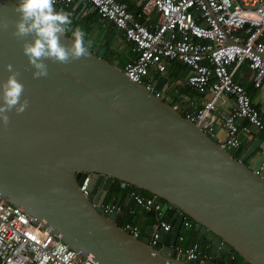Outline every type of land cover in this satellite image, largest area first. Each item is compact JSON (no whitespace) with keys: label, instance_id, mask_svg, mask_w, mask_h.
I'll return each mask as SVG.
<instances>
[{"label":"water","instance_id":"95a60500","mask_svg":"<svg viewBox=\"0 0 264 264\" xmlns=\"http://www.w3.org/2000/svg\"><path fill=\"white\" fill-rule=\"evenodd\" d=\"M19 0H0V20L18 19ZM14 28L0 31V83L21 72L30 101L21 115L0 122V197L61 237L95 264H264V156L260 140L235 158L170 104L105 59L97 45L86 59L46 61L49 75L34 68ZM28 41L32 37L27 38ZM72 37L61 38L70 45ZM89 177L88 196L79 187ZM114 181L145 191L167 206L169 232L157 229L160 249L137 239L98 207ZM208 244L207 259L185 261L172 250L183 218ZM154 230H144L151 236Z\"/></svg>","mask_w":264,"mask_h":264},{"label":"built area","instance_id":"2783aa9c","mask_svg":"<svg viewBox=\"0 0 264 264\" xmlns=\"http://www.w3.org/2000/svg\"><path fill=\"white\" fill-rule=\"evenodd\" d=\"M79 0H57L56 6H67ZM98 18L111 22L125 43L131 44L133 61L121 71L147 91L153 89L159 76L176 64L184 67V81L192 93L201 96L190 101L186 95L176 99L167 96V83L156 94L185 119L199 127L212 140L217 139L214 121L218 103L231 99V111L220 117L224 138L217 144L229 152L241 147L240 134L249 128L264 131V117L252 102L244 85L243 65L252 73L251 86L262 87L264 81V0H138L139 10L133 13L118 0H83ZM155 78V79H154ZM186 105L181 108L182 105ZM238 122H243L240 126ZM216 141V140H215ZM89 177L79 187L88 196ZM122 188L127 184L121 183ZM129 206L102 201L98 206L104 216L112 214L134 217L137 210L152 214L155 220L148 245L157 249V229L169 232L172 223L165 219L167 206L154 202L135 190L128 192ZM122 222V221H121ZM192 223L184 217L182 229ZM121 228L140 239L142 232L132 221ZM184 235L180 234L172 250L182 256ZM208 244L194 241L185 250V261L207 259ZM235 255L226 257L232 264ZM0 264H95L89 257L70 250L60 236L36 223L21 208L0 197Z\"/></svg>","mask_w":264,"mask_h":264},{"label":"clouds","instance_id":"9594fccd","mask_svg":"<svg viewBox=\"0 0 264 264\" xmlns=\"http://www.w3.org/2000/svg\"><path fill=\"white\" fill-rule=\"evenodd\" d=\"M56 3L57 0H19L18 6L14 8L18 19L15 21L0 20V31H8L10 27L14 28L12 35L18 41H23V53L35 69L34 79L46 78L49 75L46 61L69 64L76 60L86 59L90 55L91 41H86V33L80 27L73 29L71 14L62 9L58 10ZM68 32H72L73 37L70 45L61 42V38L65 37ZM29 36L32 37L31 41L27 40ZM7 70L10 75L6 81L0 83V122L5 127L11 122L9 112L14 110L17 115H21L30 104L24 96L25 85L20 79L21 72L14 69L12 64L7 65ZM121 221L126 222L123 216L119 222ZM144 237L147 238L145 235L142 236ZM232 254L235 255L233 262L235 264L236 254Z\"/></svg>","mask_w":264,"mask_h":264},{"label":"crops","instance_id":"0c3cea01","mask_svg":"<svg viewBox=\"0 0 264 264\" xmlns=\"http://www.w3.org/2000/svg\"><path fill=\"white\" fill-rule=\"evenodd\" d=\"M125 1L126 2H122V3H125L131 12L136 13L139 10L138 0H125ZM56 8L58 10L62 9L71 14V19L73 21L72 28L74 29L75 27H80V28L83 27L81 29L86 33L85 39H88V41L91 40V42L94 45V48L97 45H100V44L103 45L101 42H105L106 39H110L109 45L108 43L106 45L109 46V50H110L109 54L112 57H117V55H120L117 57L119 61H120V58H122V60L126 62L128 60L129 61L132 60L131 56L133 55L131 53V44L124 42L123 38L120 35L119 30H117V28L111 22L100 20L98 16L96 15L94 17L95 22L90 21V23H86L87 22L85 21L86 18L88 16H91L92 13H94V11L92 10L89 4L85 3L83 0H79L67 6H56ZM100 28L105 30L106 34L100 35L98 33V29ZM67 34H70L72 37V32H68ZM118 44L125 49V53L117 52L118 50H116V48H118ZM174 68L175 67H173L172 69L171 68L168 69L167 74L171 77L173 76V73H175ZM184 70L185 69L183 68L179 76L175 78L176 95L178 97L181 95H186L190 99V101H194V100L199 101L201 99V96H198L192 93L186 87V84L184 81V75H185ZM241 71L244 73L243 77L241 76V78H239V76H236L235 78L236 80L240 81L244 85L252 102L259 109V111L261 112V115L264 117V81H263L261 88L254 89L251 86L252 73L247 70L245 65L241 67ZM172 85H174V83ZM185 106L186 105L184 104L182 105L181 108H184ZM232 107H233L232 101L231 99H228V98L218 103V105L216 106L214 117H217V119L216 121H214V126L216 127L215 131L217 134V139H216L217 142H218V139L219 140L223 139L225 135V132L219 122L221 120L220 117L228 114L231 111ZM238 123L240 126L244 125L243 122H238ZM240 138H241V146L247 147V148L251 144H253V142H255L256 140H260L258 152L264 156V131H257L254 128H249L246 132H242L240 134ZM114 202L119 203L122 206H129L132 204V202L128 198V194L127 195L123 194L121 198L118 197ZM123 220L130 221V222L132 221L143 232L147 228L152 227L155 223V220L152 214L144 213L141 210H137V214L134 217L127 216V215L123 216ZM181 230H183L181 234H183L185 237L183 243L186 246H189L190 243H192V240H194V238L196 239L198 238L195 235H193L192 237V228L181 229ZM186 230H188V232L190 230V234H188Z\"/></svg>","mask_w":264,"mask_h":264},{"label":"trees","instance_id":"16d2710c","mask_svg":"<svg viewBox=\"0 0 264 264\" xmlns=\"http://www.w3.org/2000/svg\"><path fill=\"white\" fill-rule=\"evenodd\" d=\"M120 2H126L125 0H119ZM97 14L94 12V13H92L91 14V16H88L87 18H86V20L85 21H87L86 23H90V21L91 22H93L94 21V17L96 16ZM95 22V21H94ZM87 25V24H86ZM81 28H83V27H81ZM66 36L67 37H71V35L70 34H67L66 33ZM109 41H110V39H106L105 40V42H101L102 44H103V46L104 47H106L107 48V52H106V54L107 53H109L110 52V50H109V46H107L106 44L108 43V45H109ZM91 50V49H90ZM92 51V50H91ZM106 54H105V56H106ZM131 58H132V60H130V61H133L134 60V56H131ZM130 58V59H131ZM129 61V60H128ZM127 61V62H128ZM117 63H118V67L119 68H122V66L126 63V61H117ZM173 67H175L174 68V71H175V73H173V76L172 77H177V76H179V74H180V72H182V70H183V66L182 65H179V64H176V66H173ZM173 67H171V69L173 68ZM247 149V147H243V146H241L239 149H238V151H236V153L233 155L236 159L237 158H239L244 152H245V150ZM122 182H119V181H114L112 184H111V186H110V188H109V190H108V194H107V196H106V198H105V202L106 203H110V202H112V203H116V202H114L118 197H122L123 196V194L125 195H127L128 194V192L130 191V190H135V191H137L138 193H140L141 195H143V196H146V197H151V195L149 194V193H147V192H145V191H142V190H139V189H137V188H135V187H132V186H130V185H127V187L126 188H122L121 186H120V184H121ZM161 204H163L164 206H165V203H163L162 201H161ZM165 219L168 221V222H173V220L172 219H169L167 216H165ZM191 221V220H190ZM191 223H192V221H191ZM121 224H122V222H119V226H121ZM193 224V223H192ZM142 231V230H141ZM193 235H195V236H197L198 238L196 239V238H194V240H192V242H194V241H201V242H205L206 243V241L204 240V238L203 237H200L199 235H198V233L197 232H195L193 229H192V237H193ZM142 236H144V233H143V231H142ZM237 257L238 256H236V260H237ZM241 261V260H240ZM237 262H235V264H236ZM233 264V263H232Z\"/></svg>","mask_w":264,"mask_h":264},{"label":"rangeland","instance_id":"374dc122","mask_svg":"<svg viewBox=\"0 0 264 264\" xmlns=\"http://www.w3.org/2000/svg\"><path fill=\"white\" fill-rule=\"evenodd\" d=\"M98 33L100 35L102 34H106L105 30L103 29H98ZM86 41H88V39H86ZM91 41V40H90ZM91 44L93 45V43L91 42ZM90 47L91 50H94V45ZM116 50H118L117 52L118 53H125V49L123 47H121L119 44H118V48H116ZM120 56V55H117V57ZM117 57H112L109 53L106 54L105 56V59L109 62H111V64H115L117 63L118 59ZM120 61H122V58H120ZM166 79L168 80L167 82V86L170 85L169 87V90L168 91H164L163 93H165L167 96H173V99H176L178 96L176 95V92H175V87H176V81H175V77H171L169 76L167 73L164 74ZM168 76V77H167ZM155 79V78H154ZM174 83V85H172ZM216 139H214L213 141L217 143V141H215ZM229 153L234 155L236 153V151L234 150H229ZM166 207V206H165ZM193 229V228H192ZM188 234H190V230L188 232V230H186ZM183 232V230H181V233ZM188 246L184 245V243L182 244V256L181 258H183L185 260V250ZM157 249H160V246L157 247ZM238 256V255H236ZM241 260V258L238 256L237 257V263H239ZM193 263V262H192ZM236 263V264H237Z\"/></svg>","mask_w":264,"mask_h":264},{"label":"flooded vegetation","instance_id":"af4514ba","mask_svg":"<svg viewBox=\"0 0 264 264\" xmlns=\"http://www.w3.org/2000/svg\"><path fill=\"white\" fill-rule=\"evenodd\" d=\"M107 61V60H106ZM109 62V61H108ZM109 63H111V62H109Z\"/></svg>","mask_w":264,"mask_h":264}]
</instances>
